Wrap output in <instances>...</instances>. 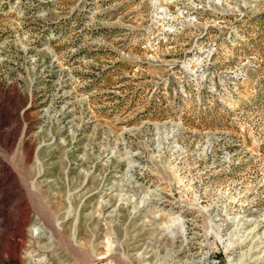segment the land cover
Instances as JSON below:
<instances>
[{"label":"rangeland","instance_id":"1","mask_svg":"<svg viewBox=\"0 0 264 264\" xmlns=\"http://www.w3.org/2000/svg\"><path fill=\"white\" fill-rule=\"evenodd\" d=\"M0 264H264V0H0Z\"/></svg>","mask_w":264,"mask_h":264},{"label":"bare ground","instance_id":"2","mask_svg":"<svg viewBox=\"0 0 264 264\" xmlns=\"http://www.w3.org/2000/svg\"><path fill=\"white\" fill-rule=\"evenodd\" d=\"M24 223V222H23Z\"/></svg>","mask_w":264,"mask_h":264}]
</instances>
